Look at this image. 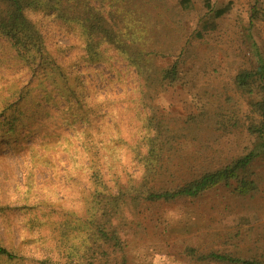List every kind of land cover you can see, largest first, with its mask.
Here are the masks:
<instances>
[{"label": "rangeland", "instance_id": "374dc122", "mask_svg": "<svg viewBox=\"0 0 264 264\" xmlns=\"http://www.w3.org/2000/svg\"><path fill=\"white\" fill-rule=\"evenodd\" d=\"M121 1L147 33L140 68L111 43L89 55L80 27L46 12L30 17L48 63H25L0 35V245L23 257L0 264H65L72 249L93 264H234L211 254L264 264V77L235 82L264 65V0H209L231 4L200 35L205 0ZM173 65L175 80L156 82ZM151 148L175 185L255 153L242 172L254 188L134 201Z\"/></svg>", "mask_w": 264, "mask_h": 264}, {"label": "trees", "instance_id": "16d2710c", "mask_svg": "<svg viewBox=\"0 0 264 264\" xmlns=\"http://www.w3.org/2000/svg\"><path fill=\"white\" fill-rule=\"evenodd\" d=\"M180 4L183 9L192 6L191 0H181ZM230 4L229 1L224 7L213 9L209 0H205L209 19L203 21L197 34L200 35L205 31L213 30L216 27L215 20L228 12ZM127 11L132 10L126 7L121 0H0V35L10 41L17 50L18 56L25 63H48L44 37L37 24L30 17V13L46 12L63 23L80 27L87 38L89 55L95 54L100 44L111 43L126 54L131 64L140 68V63L150 60L149 54L138 53L139 51L134 48L143 40L146 41L147 33L140 24L141 20L129 16ZM176 75L177 66L173 65L157 77L156 82L159 81L164 84L167 81V84H170L175 80ZM257 76L264 77V65L258 72L243 70L238 73L235 79L236 85L240 89H247L251 80L257 79ZM147 81L148 78H145V82ZM146 88L148 90L147 85ZM151 101L152 98L145 94L144 105L151 108ZM257 106L262 121L256 127V131L264 136V97ZM153 121L156 122L157 120ZM153 150L151 148L147 155L149 157L146 156L145 173L139 184L135 186L138 194L133 195L134 201H170L182 197L195 198L221 183L228 186L231 181L236 182V189L242 194L254 188L253 181L242 176V172L250 165L255 153L175 185V169L166 164L165 152L153 156ZM158 150L162 149L158 148ZM95 181L101 182L100 177L96 175ZM91 231H94V235L98 238L100 235L104 238L107 235L103 227L97 226ZM91 234L93 236L92 232ZM113 239H117L116 234ZM87 244L84 242L83 250H86ZM90 248L96 249L93 245ZM0 255L7 257L9 261H23V257L13 254L1 245ZM67 255L69 258L67 257L65 264H93V259L85 254L82 255L79 250H68ZM211 258L234 264H260L219 254H211ZM51 264H62V262H52Z\"/></svg>", "mask_w": 264, "mask_h": 264}]
</instances>
